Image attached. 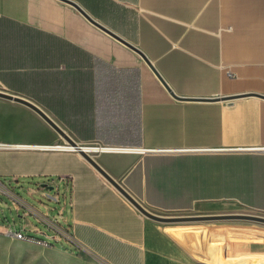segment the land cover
<instances>
[{
  "label": "crops",
  "instance_id": "crops-1",
  "mask_svg": "<svg viewBox=\"0 0 264 264\" xmlns=\"http://www.w3.org/2000/svg\"><path fill=\"white\" fill-rule=\"evenodd\" d=\"M75 1L160 76L62 0H0V91L101 147L95 159L150 210L264 213V0ZM65 145L35 110L0 97V182L54 204L28 203L38 214L23 213L21 229L42 232L29 216L52 221L106 264H186L163 227Z\"/></svg>",
  "mask_w": 264,
  "mask_h": 264
},
{
  "label": "rangeland",
  "instance_id": "rangeland-1",
  "mask_svg": "<svg viewBox=\"0 0 264 264\" xmlns=\"http://www.w3.org/2000/svg\"><path fill=\"white\" fill-rule=\"evenodd\" d=\"M19 194L42 211L47 205H54L48 197L26 190ZM21 210L14 207L9 195L0 193V264H106L86 250L67 248L60 242L55 245L17 239L9 231L21 230L24 208ZM151 211L164 216L189 217L177 221L154 220L172 239L186 264H264V223L233 217L241 213L264 216L262 212L228 202L200 203L188 211ZM29 217L42 232L27 230L28 234L42 239L53 236L54 230L49 225L34 215Z\"/></svg>",
  "mask_w": 264,
  "mask_h": 264
},
{
  "label": "water",
  "instance_id": "water-1",
  "mask_svg": "<svg viewBox=\"0 0 264 264\" xmlns=\"http://www.w3.org/2000/svg\"><path fill=\"white\" fill-rule=\"evenodd\" d=\"M72 6H74L80 13H82L91 23L102 29L103 31L107 32L114 38L118 39L119 41L123 42L124 44L128 45L132 49L136 50L138 53L142 55V57L149 63V65L153 68V70L159 75V73L156 71L155 67L152 65L151 61L148 59V57L145 55V53L140 50L138 47H136L134 44H132L130 41L126 40L124 37L101 23L99 20L92 17L88 11L82 7L78 2L75 0H62ZM160 76V75H159ZM165 83V82H164ZM167 86V85H166ZM168 87V86H167ZM169 89V87H168ZM174 96L175 93H173ZM0 97L17 101L20 103H23L33 110H35L37 113H39L72 147H74L75 150H77L88 162H90L140 213H142L145 217H148L153 220L157 221H177V220H187L189 217H171V216H164L157 213H154L150 209H148L146 206H144L133 194H131L117 179H115L106 169L102 167V165L95 159L94 155L86 150L84 147L79 145L70 135L62 129L56 121L48 115L40 106H38L36 103L29 99L21 98V97H15L9 93L0 91ZM99 150V149H98ZM234 218H240V219H248L253 221H258L264 223V216L263 215H257V214H247V213H241V214H235L233 215Z\"/></svg>",
  "mask_w": 264,
  "mask_h": 264
},
{
  "label": "built area",
  "instance_id": "built-area-1",
  "mask_svg": "<svg viewBox=\"0 0 264 264\" xmlns=\"http://www.w3.org/2000/svg\"><path fill=\"white\" fill-rule=\"evenodd\" d=\"M260 150L264 151V147H261ZM2 192L6 193L13 199V205L17 210L24 208L23 213L25 215L38 214L32 206H30L28 203H26L24 200L18 197V195L10 193L6 189V187H4V185L0 182V193ZM48 224L54 230V235L50 239H42L28 234L27 232H25L27 230V225H24L23 229L21 230L11 229L9 233L14 234L17 239H28L30 241L38 240L39 242L44 244H52V243L60 242L63 243L65 247L72 248L74 250L84 249L82 243H80L72 235L71 230L69 228H62L52 221H48Z\"/></svg>",
  "mask_w": 264,
  "mask_h": 264
},
{
  "label": "bare ground",
  "instance_id": "bare-ground-1",
  "mask_svg": "<svg viewBox=\"0 0 264 264\" xmlns=\"http://www.w3.org/2000/svg\"><path fill=\"white\" fill-rule=\"evenodd\" d=\"M65 148H68V149H74V147H72L71 145H65L64 146ZM86 150L88 151H91V150H94V149H98L100 150L101 147H84ZM105 147H102V149H104Z\"/></svg>",
  "mask_w": 264,
  "mask_h": 264
},
{
  "label": "trees",
  "instance_id": "trees-1",
  "mask_svg": "<svg viewBox=\"0 0 264 264\" xmlns=\"http://www.w3.org/2000/svg\"><path fill=\"white\" fill-rule=\"evenodd\" d=\"M53 244H55V245H56L57 243H53ZM67 248H68V247H67Z\"/></svg>",
  "mask_w": 264,
  "mask_h": 264
}]
</instances>
